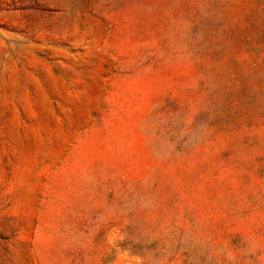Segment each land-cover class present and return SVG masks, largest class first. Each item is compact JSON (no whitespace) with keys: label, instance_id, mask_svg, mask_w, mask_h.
Wrapping results in <instances>:
<instances>
[{"label":"rangeland","instance_id":"rangeland-1","mask_svg":"<svg viewBox=\"0 0 264 264\" xmlns=\"http://www.w3.org/2000/svg\"><path fill=\"white\" fill-rule=\"evenodd\" d=\"M0 264H264V0H0Z\"/></svg>","mask_w":264,"mask_h":264}]
</instances>
